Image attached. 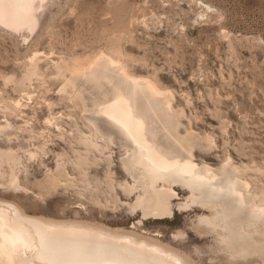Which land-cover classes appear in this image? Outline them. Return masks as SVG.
I'll use <instances>...</instances> for the list:
<instances>
[{
	"label": "rangeland",
	"instance_id": "374dc122",
	"mask_svg": "<svg viewBox=\"0 0 264 264\" xmlns=\"http://www.w3.org/2000/svg\"><path fill=\"white\" fill-rule=\"evenodd\" d=\"M18 39L0 30V95L8 101L23 100L29 106L21 118L0 110V123L7 119L22 124L30 119L28 124L35 130L18 131L16 137L10 134L9 140L0 135L2 147L22 146L18 152L25 165V170L18 172L23 188L0 185L1 199L14 201L28 214L84 219L146 233L183 252L194 264H264V223L260 220L255 226L245 209L232 208L240 212L230 215L238 219L231 227L239 235L229 236L225 248L221 236L199 220L210 215L207 206H177L189 195L180 184L174 185L177 195L172 198V212L164 217H142L139 209L131 211L127 202L133 200V193L127 195L119 186L114 202L104 181L109 175L115 181L131 180L121 162L126 140L106 117L92 111L97 96L102 93V100L111 84L101 81V86L93 85L91 78L85 81L84 76H78L77 80L72 77L73 85H65L67 90L62 84L71 75L58 68L66 60L69 63L72 56L84 58L99 48L119 55L127 71L151 78L163 90L171 107L167 110L173 123L170 130L190 142L186 148L194 161L216 170L224 164L236 166L234 173L247 183V199L264 203V0H50L38 32L22 48ZM32 50L38 52V62L43 59L38 63L43 77L33 76L20 85L25 57ZM138 96L143 100L141 94ZM46 118L61 127L47 123ZM108 131L113 132L112 143L105 149L110 153V165L104 154L88 150L81 140L87 136L103 143L100 133L106 137L111 135ZM167 136V140L160 136L165 145L186 153L171 135ZM40 147L45 153L24 158L26 149L39 151ZM81 159L86 164L77 165ZM56 160L66 161L69 180L47 189V174L55 169ZM229 202L226 199L225 206L230 209L233 203Z\"/></svg>",
	"mask_w": 264,
	"mask_h": 264
},
{
	"label": "bare ground",
	"instance_id": "6f19581e",
	"mask_svg": "<svg viewBox=\"0 0 264 264\" xmlns=\"http://www.w3.org/2000/svg\"><path fill=\"white\" fill-rule=\"evenodd\" d=\"M49 2L50 0H0V30L16 38H20L18 39V43H21L22 48V44L28 38L31 39L44 24ZM104 51L102 49L100 50V48L98 50H92L90 54L88 53L89 55L84 58L81 57L80 59L79 57L72 56L69 63L66 60L63 65H58V68H61L62 71H69L71 75V77L67 78L65 84H62V87L66 84L73 85V78L77 80L78 76H84L85 81L92 79L91 82L99 86H101L103 81L104 83L111 84V88L109 91L107 90L108 92L104 90L102 100H99L102 97V93L100 94V98L96 95L98 99L95 96L98 100L94 102L96 108L94 109L92 106L91 108H93L92 111L94 110L95 113L106 117L126 140L124 145L125 156L122 157L121 162L131 180L124 179L123 181H115L110 175L107 176L104 183L108 193L113 197V201L116 202L118 200L116 186H119L127 195L133 193V200L127 202L128 208L131 211L139 209L142 217H164L170 215L172 212V198L177 195L174 185L180 184L188 189L189 195L185 202L177 203V206L179 208H185L194 203L207 206L211 210L210 215L200 216L199 220H202L201 224L203 222L205 223V227L207 226L211 231L213 230L221 236L220 240L222 241L223 247L229 241L228 237L234 236L238 232L234 231L231 227V224H234L238 220L237 217L230 218L231 214L236 213V210L234 211L235 208L241 211L242 209L247 210L248 218H250L249 221H252L255 226L260 224V220H262L261 223H264V203L260 199L252 202L249 198L247 199L244 194L247 183H242L234 173L236 166L230 164L225 166L224 164L220 170H216V168L213 169L207 165L200 166L194 161L190 149L186 148V142L189 141L182 136L179 137L175 133H172L170 130L173 123L169 117L170 115L167 114V110L171 107L167 103V100H165V97H163L165 94L163 90H160L155 84L156 82L151 78L137 76L130 73L129 70L127 71L123 66L124 62L122 63L123 65L120 63L118 59L119 55L117 58L115 53L108 54L110 52ZM117 53L119 54V52ZM25 54L26 51L23 55ZM39 57L36 50L25 57L27 58L25 62L26 70L23 73L22 79L18 80L20 85H24L23 81L30 80L33 76L38 78L40 75L42 76L43 72L38 63L43 59L38 62L40 60ZM23 62L21 61V63ZM55 66H53L54 69ZM66 75L68 76V74ZM42 79L45 80V78ZM63 80L65 79L63 78ZM105 86L104 88L106 89ZM67 87L65 86L66 89ZM77 89L78 87L75 91ZM63 90L65 91V89ZM92 94L94 93L92 92ZM139 94L142 95L141 99L143 100L139 99ZM31 98L29 95L28 99ZM83 100L86 99L83 97ZM21 101L19 99L4 100L2 95H0V110L8 113V115H18L21 118L24 113V108L29 106L28 102L23 103ZM81 111L83 112V110ZM91 113L93 114V112ZM11 118L14 119V117ZM29 120L24 119L22 124H20L21 122L15 124V122L12 123L11 120L5 119L4 123H0V135H4L9 140V135L13 134L16 137L18 131L32 132L35 128L32 130L33 126L31 127L28 124ZM45 121L51 125H55L57 128L60 126L59 123L57 124L56 121H51L50 118H46ZM94 126L96 125L94 124ZM104 127L106 128V126ZM101 131L103 130L101 129ZM161 131L163 133L159 135ZM102 133H100L101 135L99 137L103 143H99L87 136L82 137L81 140L87 146L88 150H96L100 154H104L103 158H106L107 165H110V153L106 154L105 149H109L110 141L112 143L110 137L113 132H109L111 135L106 137ZM167 134L171 135L180 148L185 150V154L180 153L179 149L165 145L161 141L160 136L166 139L168 138ZM39 136L41 137V135ZM116 143L118 142L116 141ZM18 149L23 148L19 145L17 148L9 144L4 147L0 145L1 186L6 184V187H12L13 189L23 188L19 182L18 172H23L25 165L22 159L23 155L18 152ZM36 150L26 149L24 151V158L29 160L39 152L45 153L43 147H40L39 151ZM65 163L66 161L64 160H56L55 169H50L47 178L45 177V188L51 189L62 180H69L67 171L65 170ZM76 164H86V161L81 159ZM89 183L87 180V185ZM253 196L252 199L254 198ZM226 199L233 203V207L230 206L231 210L225 206ZM245 205H247V208H245ZM141 221L140 218L138 222ZM225 232L228 233L226 238ZM240 250H245V247H241ZM0 264L194 263L183 252L160 242L146 233L135 230L124 231L118 228L108 227L96 221L84 219H54L28 214L14 201L0 198Z\"/></svg>",
	"mask_w": 264,
	"mask_h": 264
}]
</instances>
